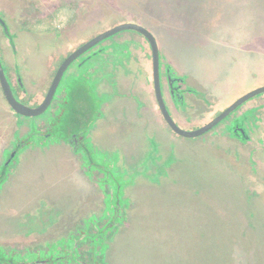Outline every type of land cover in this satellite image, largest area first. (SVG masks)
Here are the masks:
<instances>
[{
    "label": "flooded vegetation",
    "instance_id": "1",
    "mask_svg": "<svg viewBox=\"0 0 264 264\" xmlns=\"http://www.w3.org/2000/svg\"><path fill=\"white\" fill-rule=\"evenodd\" d=\"M106 31L76 47L51 52L42 81H27L19 69L12 78L10 68L2 60L16 98L26 106H40L49 95L62 64ZM159 53L162 95L168 112L180 128H201L243 96L227 99L218 93L198 91L196 85L164 62L160 47ZM86 82L93 84L94 97L90 96L96 104L93 111L81 107L91 99L87 97L83 101L88 95L84 93L89 91L85 88ZM0 91L6 101L1 85ZM263 95L239 106L204 135L220 129L222 137L231 141L224 150L227 156L238 161L249 154L254 158V168L258 166L264 171V158L261 160L264 157ZM52 96L50 106L38 117L16 114L7 101L9 111L0 110L3 117L0 116V202L11 194L12 190L7 189L10 184L37 195L23 205L16 203L13 208L16 213L6 217L0 205V264H109L106 253L113 252L112 241L130 224V195L139 190L144 179L153 175L155 179H162L175 163L178 149L171 148L175 138L169 136L167 128L176 138H188L176 134L162 115L154 87L152 48L136 31L117 33L77 57L64 71ZM251 100L256 101L255 105L250 111H244L243 107ZM207 115L212 117L203 119L206 122L200 126L195 125L198 117ZM4 118L7 125L3 124ZM65 119L79 126L78 129L66 127L64 133L57 132L55 124ZM6 127L8 131L4 133ZM103 133L109 134V143L102 144ZM37 135L40 141H32ZM154 140L158 145L148 153L144 145ZM101 145L107 147L115 162L112 157L111 162L105 159L96 162L94 157L100 156ZM116 157L122 163H117ZM66 161L83 179L77 189L89 197L84 214L78 215L79 220H72L68 228H64L67 223L63 212L54 213L63 211L62 204L47 199L54 191L52 187H59L60 181L68 189L70 167L60 168ZM126 162L130 166L121 170L118 166ZM115 169L119 170L117 175ZM54 175L59 177L57 182L51 180Z\"/></svg>",
    "mask_w": 264,
    "mask_h": 264
},
{
    "label": "rangeland",
    "instance_id": "2",
    "mask_svg": "<svg viewBox=\"0 0 264 264\" xmlns=\"http://www.w3.org/2000/svg\"><path fill=\"white\" fill-rule=\"evenodd\" d=\"M0 12L2 22L28 30L32 37L26 35L27 45L37 41L32 32H40L38 38L44 35L49 54L76 47L120 23L135 22L155 35L164 62L198 91L211 93L207 89L217 85L227 96H241L264 86V0H0ZM49 54H43L38 77ZM85 88L89 91L83 101L94 97L93 84L86 82ZM92 97L81 107L95 110ZM255 102L243 110L250 111ZM6 106L0 91V110ZM211 117H198L195 125ZM54 127L64 133L66 127L79 126L65 119ZM167 130L175 138L171 148L178 149L175 163L162 179L153 175L132 192L130 224L112 241L113 253L144 248V254L165 255L169 264H264V171L254 168L249 154L238 161L227 156L224 150L231 141L220 129L198 139L176 138ZM108 137L101 135L102 144L110 142ZM32 141H40L39 136ZM155 145L157 140L144 148L151 153ZM98 148L96 162H111L107 147ZM116 161L122 163L120 157ZM127 164L118 167L126 170ZM141 220L143 234L136 223ZM110 255L106 253L108 262Z\"/></svg>",
    "mask_w": 264,
    "mask_h": 264
},
{
    "label": "crops",
    "instance_id": "3",
    "mask_svg": "<svg viewBox=\"0 0 264 264\" xmlns=\"http://www.w3.org/2000/svg\"><path fill=\"white\" fill-rule=\"evenodd\" d=\"M0 14L2 15V12H0ZM0 24L2 27L0 30V56H1V60H3V62L5 63V66L10 68L12 78L15 77V72L19 69L23 78H25L27 81H30L31 79L42 81L43 79H45L46 64H44L45 69L42 74V77H38L39 76L38 71L40 70V63L43 58L44 52L49 54V51H46V45L44 44L45 43L44 41H46L47 38L43 37L44 35H42V37L39 36L38 38L37 36L39 35L40 32H35V31L32 32L35 34L37 41H35V44L31 47V45L30 46L27 45L26 35L29 34L27 32L28 30L25 27L18 29L19 26L16 25V23H14V25L12 26L8 23L3 25L0 22ZM29 47H31L32 49H28ZM37 52L40 53L38 54ZM33 87L34 85L32 86V88ZM207 90H210L211 92L214 93H218L219 95L222 96L225 95L227 99H231V96H227L225 94V90L224 92H222L220 89H218L217 85H212ZM236 97L237 96H232L233 99ZM8 109H9L8 106L4 108L5 111ZM11 115L12 117H14V115L10 113L9 116ZM63 163L64 164H61L60 168L64 167L68 169L70 167L68 165L69 164L71 165L69 161ZM63 173L64 170L62 171L61 174L62 177L65 175ZM70 175L71 176L69 177V181L66 182V185H68V189L64 186L63 182L60 181L58 182L59 187L53 186L52 189L54 191L51 192L49 195H47V199L53 201L54 204L55 202L57 204L59 203L62 204L63 211H55V212L53 211V212L54 213L63 212L64 215L63 220L64 222L67 223L64 225V228L70 227L72 225L71 223L72 220L76 221L81 218V217L79 218L78 215L81 213L84 214V211L88 203L87 199H89V197L82 195V193L77 189L78 182L82 181L83 179L80 178L79 173L76 172L73 167H70ZM58 179L59 177L57 175H54L53 178H51V180L55 182H57ZM7 189L12 190L11 194L3 197L0 202V205L3 206V210L2 209L1 210L5 214V217L11 213H16L13 210L14 205L16 203L23 205L24 202L33 200V198L35 199L37 197V195L35 194L33 195L26 193L24 188L21 189L19 188V186H15L14 184H10V188ZM136 223H139L140 232L141 234H143L144 220L137 221ZM242 227L244 228V226ZM141 239L143 241V237H141ZM161 255L162 254L160 255L144 254V248H142L141 252H123V253L111 252L109 258V264H169L166 263L165 261H169L170 259L166 258L165 255L163 256ZM179 260H188V259L180 258Z\"/></svg>",
    "mask_w": 264,
    "mask_h": 264
},
{
    "label": "water",
    "instance_id": "4",
    "mask_svg": "<svg viewBox=\"0 0 264 264\" xmlns=\"http://www.w3.org/2000/svg\"><path fill=\"white\" fill-rule=\"evenodd\" d=\"M122 31H136L140 34H142L150 43L153 53V66H154V87H155V93L156 98L158 101V105L160 107V110L162 112V115L164 116V119L166 123L169 125V127L178 135L188 138V139H195L198 138L210 130H212L215 126H217L221 121H223L225 118H227L234 110H236L239 106L243 105L248 100L264 93V86L258 87L242 97H240L234 104H232L229 108H227L225 111H223L219 116H217L214 120L209 122L208 124L202 126L199 129L196 130H184L180 128L175 121L172 119L170 113L168 112V109L166 107L163 95H162V87H161V81H160V53H159V47L157 38L155 35L146 27H144L141 24L135 23V22H124L121 23L112 29L100 34L96 38H94L92 41L88 42L84 46H82L80 49H78L76 52H74L59 68L57 75L54 79L53 86L49 92V95L46 97L44 102L36 107L32 108L29 106L24 105L22 102H20L16 96L14 95L11 85L8 81V78L6 76L2 60L0 59V85L3 90V93L5 95L7 103L10 105L12 110L23 117L27 118H33L38 117L41 114L45 112V110L50 106L53 94L56 90V87L59 83V80L61 79L64 71L66 68L81 54H83L85 51L89 50L94 45H97L104 39H107L117 33H120Z\"/></svg>",
    "mask_w": 264,
    "mask_h": 264
},
{
    "label": "trees",
    "instance_id": "5",
    "mask_svg": "<svg viewBox=\"0 0 264 264\" xmlns=\"http://www.w3.org/2000/svg\"><path fill=\"white\" fill-rule=\"evenodd\" d=\"M206 7V6H205Z\"/></svg>",
    "mask_w": 264,
    "mask_h": 264
}]
</instances>
